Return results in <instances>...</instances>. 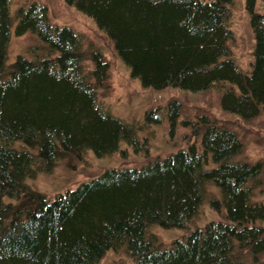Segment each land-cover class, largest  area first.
Segmentation results:
<instances>
[{"label":"trees","instance_id":"1","mask_svg":"<svg viewBox=\"0 0 264 264\" xmlns=\"http://www.w3.org/2000/svg\"><path fill=\"white\" fill-rule=\"evenodd\" d=\"M67 1L95 18L146 87L218 86L226 111L248 118L264 110V9L254 10L255 0H248L256 39L248 71L232 57L233 0ZM10 3L0 0V264H99L109 251L125 254L119 264H264V202L254 200L264 164L238 160V134L203 116L194 132L201 145L138 167H109L52 198L26 182L68 152L101 156L123 138L138 145L139 135L105 106L110 64L102 54L82 49L73 28L52 23L46 4L13 14ZM16 19L18 34L36 32L42 44L7 64ZM178 112L169 101L148 110L145 121L170 117L173 132ZM205 200L224 218L159 246L154 224L187 227ZM247 246L253 263L241 252Z\"/></svg>","mask_w":264,"mask_h":264},{"label":"rangeland","instance_id":"2","mask_svg":"<svg viewBox=\"0 0 264 264\" xmlns=\"http://www.w3.org/2000/svg\"><path fill=\"white\" fill-rule=\"evenodd\" d=\"M35 1L48 6L52 23L69 26L82 34V49L91 47L109 62L105 85L107 87L103 89L105 96L102 99L114 115L136 125L139 144L131 145L123 138L117 150L105 155L99 156L92 149L80 154L68 152L59 159L52 170H41L35 176L26 178V182L33 189L52 198L59 192L75 188L84 181L100 176L109 167H138L149 160L166 157L179 149H185L192 143L201 145V136L195 135L194 132H201L203 124L199 120L202 116L238 134L243 141V148L236 157L238 160L249 163L262 161L264 164V110L248 118L226 111L221 106L222 89L218 86L198 92L177 87L161 90L146 87L139 78L131 74L130 66L119 56L113 41L100 29L95 18L75 3L67 0H11V12L15 14L20 7H27ZM263 9L264 0H255L254 10L261 12ZM230 13V27L234 30L232 57L238 66L248 71L254 61L253 50L256 41L248 0H233ZM16 24L17 19L13 25L7 64L14 62L19 54L30 57L31 49L42 44L36 32L24 30L18 34ZM169 101L177 102L179 109L175 115L173 132L172 124L168 120L170 117L166 119L163 116L158 124L145 121L148 110L158 106L163 108ZM211 191L215 198L220 197L215 186H211ZM254 200L264 202V175L254 190ZM223 216L224 210L212 208L211 202L205 200L201 212L188 222L187 227L166 228L154 224L152 230L159 234V246L166 247L174 239L185 237L194 227L205 225L210 220L223 219ZM241 252L246 261L253 263V247L247 246V250L241 249ZM124 255L121 251H109L99 264H119ZM260 258L264 260V252Z\"/></svg>","mask_w":264,"mask_h":264}]
</instances>
